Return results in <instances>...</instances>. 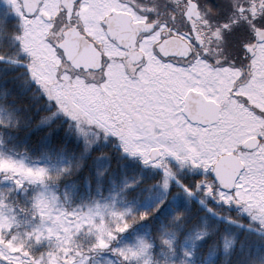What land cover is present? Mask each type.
<instances>
[{
  "label": "snow or ice",
  "instance_id": "1",
  "mask_svg": "<svg viewBox=\"0 0 264 264\" xmlns=\"http://www.w3.org/2000/svg\"><path fill=\"white\" fill-rule=\"evenodd\" d=\"M5 45L0 264H264V0H5Z\"/></svg>",
  "mask_w": 264,
  "mask_h": 264
},
{
  "label": "rangeland",
  "instance_id": "2",
  "mask_svg": "<svg viewBox=\"0 0 264 264\" xmlns=\"http://www.w3.org/2000/svg\"><path fill=\"white\" fill-rule=\"evenodd\" d=\"M3 7H5V0H0V8H3ZM0 151H3V152H5L7 154H10V155H14L17 158L27 159L29 162L32 161V160H29L26 156H21V155H17V154H13V153L7 152L4 149V147H2V144H0ZM0 180H2V178H0ZM8 186H10V185H9V182H7V181H4L2 184H0V187H5L6 188ZM57 195L61 197V202L64 203L65 206H68L71 203V201L64 199L62 192H58ZM9 203H13V201H9ZM13 206L16 208L17 211H19V208L23 206V198L21 197L20 198V201L19 200L18 201H15L13 203ZM18 219L22 221V223L20 224V227H19V231L21 233H23L26 229H28V228L31 227V225L26 222L27 219H28V217H26L23 213L20 214V216L18 217ZM44 247H47V241H45L42 246L38 247L35 250L36 251H40ZM108 258H109V254L108 253H103V254L95 257L94 260H93V262H92V264H96V262H99V264H107V259Z\"/></svg>",
  "mask_w": 264,
  "mask_h": 264
},
{
  "label": "trees",
  "instance_id": "3",
  "mask_svg": "<svg viewBox=\"0 0 264 264\" xmlns=\"http://www.w3.org/2000/svg\"><path fill=\"white\" fill-rule=\"evenodd\" d=\"M0 51H11V49L4 46V47H0ZM10 75L12 77H15V76L19 75V73L15 72V73H11ZM9 99L11 100L12 96H10ZM9 135L12 137L11 139L7 138ZM20 135L22 136L23 133H20ZM2 147H4V149L9 153H13V154L21 155V156H26L29 160H33L35 158L34 140L27 144L28 151H26L25 150L26 145H25L24 141L22 139H17L16 133L14 131H12L8 134H5V143L2 144ZM19 201H20V199H19ZM153 234H155V233H153Z\"/></svg>",
  "mask_w": 264,
  "mask_h": 264
},
{
  "label": "flooded vegetation",
  "instance_id": "4",
  "mask_svg": "<svg viewBox=\"0 0 264 264\" xmlns=\"http://www.w3.org/2000/svg\"><path fill=\"white\" fill-rule=\"evenodd\" d=\"M215 2V6L227 5L228 0H202L203 4H212Z\"/></svg>",
  "mask_w": 264,
  "mask_h": 264
}]
</instances>
